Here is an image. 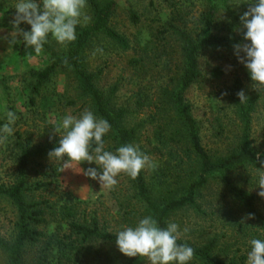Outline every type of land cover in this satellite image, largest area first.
<instances>
[{"label": "rangeland", "instance_id": "1", "mask_svg": "<svg viewBox=\"0 0 264 264\" xmlns=\"http://www.w3.org/2000/svg\"><path fill=\"white\" fill-rule=\"evenodd\" d=\"M105 3L110 0H100ZM117 11L111 20V27L124 36L129 44L127 50L104 35L97 37L86 52L87 67L96 76V83L104 92L117 88L113 98L116 107H127L132 115L129 122L141 125L139 138L140 150L150 156L155 163L154 170H144L150 180L161 175L166 167L164 163L168 149L159 150L155 137L158 122L154 121L156 104H160V95L168 79L181 66V51L175 37L163 34L166 22L172 13L181 14L189 29H195L202 13L208 10L203 0H115ZM18 0H0V127L7 122L6 113L16 114L14 134L6 143L0 144V184L9 185L15 179L17 170L16 147L17 134L32 135L35 143L49 138L60 137L54 129L66 115L79 117L85 110L82 101H78L76 83L69 71L59 68L39 94L33 87L35 74L50 65L52 53H64L67 47L58 44L51 35L40 54L26 47L22 36L18 43L10 45L14 31L12 20L16 15ZM40 0H37L39 3ZM252 0H234L230 10L219 14L217 32L226 33L233 23L243 27L240 17L248 10ZM88 4V3H87ZM90 21L78 25L85 27L93 20L91 8L86 9ZM175 13V14H176ZM137 17V21L132 16ZM24 31H30V25H19ZM102 50V51H98ZM170 63V64H169ZM202 75L186 94L192 113L199 122L204 147L214 156L225 155L235 149L239 143L241 127L235 108L228 93L236 80H240L242 91L248 98L260 93L262 100L253 115L251 140L253 148L264 152V88L257 90L251 80L250 72L237 59L223 57L220 51H207L200 59ZM221 76H215V70ZM32 99L35 103H32ZM76 99L74 106H68L69 100ZM139 101L144 106L138 105ZM45 164L57 166L58 183L47 194L52 199L60 195H70L81 202V208L87 213L98 215L101 224L110 232L119 230L122 225L117 210L118 202L127 193L124 174L117 177L118 184L112 188L101 187L98 180H92L80 172L78 167L61 171L60 165L50 158ZM97 168L87 162L79 165ZM254 167L237 169L229 174L231 180L244 189L254 199V219L251 214L227 190L221 179L210 182L199 200L201 210L184 209L171 216L170 221L179 225L180 240L201 246L211 239H217L215 254L219 259L228 261L233 257L244 256L251 250L250 240H264V198L258 195V175ZM264 170V169H262ZM112 191H117L119 196ZM121 195V196H120ZM118 197H121L119 200ZM17 213L13 205L0 197V236L11 239L14 236ZM55 224H52L53 229ZM187 232H184V229ZM36 248L29 251L26 264H31ZM0 264H7V257L0 252ZM99 264V263H90ZM141 264H147L144 260Z\"/></svg>", "mask_w": 264, "mask_h": 264}, {"label": "trees", "instance_id": "2", "mask_svg": "<svg viewBox=\"0 0 264 264\" xmlns=\"http://www.w3.org/2000/svg\"><path fill=\"white\" fill-rule=\"evenodd\" d=\"M203 1L207 3L208 10L202 13L195 29H189L183 16L175 12L162 31L175 37L181 51V66L162 88L160 104H156L153 116L158 122L155 133L158 148L161 151L168 149L164 154L167 156L166 167H163L161 175L150 180L145 171H141L135 180L124 174L127 193L118 202L117 213L122 221L119 230L125 225L135 227L148 215L165 228L171 216L184 209L199 212L202 192L217 178L249 213H254L252 195L237 186L229 174L249 167L264 169L260 162L264 160V152H257L251 140L252 119L262 95L253 93L246 102L240 103L237 93L242 91V85L240 80L235 81L228 98L235 108L241 134L237 147L220 156L212 155L204 147L199 122L185 98L190 87L202 75L200 59L205 52L220 51L223 57L237 60L234 45L248 43L243 39L246 29L237 28L233 23L225 34L217 32L220 12L229 11L234 0ZM87 3L93 16L91 24L76 28L77 38L64 53H52L50 65L35 74L33 91L39 94L57 69L69 71L76 83L77 100L82 101L84 108L91 110L97 118H103L111 125L104 140L106 150L115 152L126 144L137 145L142 126L129 122L132 113L127 107L113 104L117 88H111L109 93L99 88L96 76L87 67L86 52L101 35L123 50H127L129 44L111 27L117 11L115 0L105 3L87 0ZM132 18L138 20L134 15ZM214 74L219 78L221 71L217 69ZM77 100H69L66 104L74 106ZM32 103H35L34 99ZM138 105L143 107L144 102L139 101ZM59 140L60 137L49 138L36 144L28 132L17 134L15 179L9 185L0 184V197L8 200L17 213L14 236L9 240L0 236V252L6 255L7 264H26L29 251L35 248L31 264H141L143 259L129 258L119 251L116 246L119 230L110 232L101 224L96 212L87 213L81 208V202L70 195H65V198L60 195L56 200L48 197L53 185L58 183L59 172L57 166L45 164V160L49 158L48 153L59 146ZM112 192L119 196L117 191ZM52 224H55L53 229ZM178 243H186L195 250V258L190 264H246L244 256L228 261L219 259L215 254L217 239L201 246L182 240Z\"/></svg>", "mask_w": 264, "mask_h": 264}, {"label": "clouds", "instance_id": "3", "mask_svg": "<svg viewBox=\"0 0 264 264\" xmlns=\"http://www.w3.org/2000/svg\"><path fill=\"white\" fill-rule=\"evenodd\" d=\"M87 7V0H40L39 3L37 0H18L9 43L15 45L18 43L16 37L22 36L26 47L40 54L51 35L58 44L67 47L77 38V26L90 21ZM240 20L243 29H246L243 39L248 43L234 45V52L250 72L255 88L260 90L264 88V0H252ZM21 23L30 25L31 30L21 29ZM237 95L240 103L247 101L243 91ZM6 116L7 122L0 127V144L6 143L14 134L13 125L18 119L12 111H8ZM110 129L107 120L97 118L89 109H85L79 117L66 115L54 129L60 136L59 146L48 156L51 161L55 159L62 172L78 167L85 176L98 180L101 187L109 189L118 184L117 177L121 174L135 180L141 171L155 169L152 158L142 152L139 145L126 144L115 152L106 150L104 137ZM85 162L94 163L97 168L81 169L79 165ZM260 162L264 165V160ZM256 172L257 187L260 189L258 195L264 198V170L256 169ZM247 218L254 219V215L249 214ZM184 232H187L186 228ZM180 238L177 223L169 221L162 228L153 216L148 215L140 219L135 227L122 226V230L116 233V246L124 256L139 257L147 264H190L195 258V250L186 243H178ZM250 245L246 264H264V240L251 239Z\"/></svg>", "mask_w": 264, "mask_h": 264}]
</instances>
